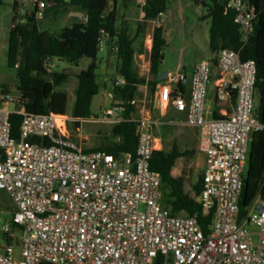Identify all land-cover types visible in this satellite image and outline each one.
<instances>
[{
  "label": "built area",
  "instance_id": "obj_1",
  "mask_svg": "<svg viewBox=\"0 0 264 264\" xmlns=\"http://www.w3.org/2000/svg\"><path fill=\"white\" fill-rule=\"evenodd\" d=\"M9 1L19 21L35 12L40 22L57 0ZM139 3L144 18L147 0ZM226 8L236 11L235 23L247 41L255 30L251 1L230 0ZM147 39L151 51L154 32ZM107 49L118 61L117 47L102 30L99 50ZM217 60V74L212 60L195 66L189 98L177 72L167 74L159 92L164 110L173 105L187 114L188 126L200 129L206 166L198 200L206 213L213 211L209 235L196 215L174 216L164 208L161 177L151 168L154 153L164 150L155 133L162 122L146 113L127 119L126 105L137 109L136 98L85 120L54 111L31 114L18 107L17 91H0V190L15 205L1 228L0 264H264V201L257 199L240 218L252 135L264 129L256 115L257 64L231 48L220 50ZM212 79L219 103L234 100L221 119L206 116ZM125 84L123 76L116 78V86ZM13 114L22 117L19 138L13 136ZM127 121L137 125L135 158H117L81 138L84 124Z\"/></svg>",
  "mask_w": 264,
  "mask_h": 264
},
{
  "label": "trees",
  "instance_id": "obj_2",
  "mask_svg": "<svg viewBox=\"0 0 264 264\" xmlns=\"http://www.w3.org/2000/svg\"><path fill=\"white\" fill-rule=\"evenodd\" d=\"M5 0H0V5ZM120 1L127 8L134 0H57V3H68L71 7L81 8L86 16L83 22H73L57 33L44 31L36 18L35 12L23 16L11 30L8 41V66L16 71L19 83L16 91L20 95L18 107L24 108L34 115H45L51 111L64 113L56 108L65 107L68 96L59 90L69 79L66 71L51 68L54 61L68 63L78 67L80 61L89 59L91 62L78 75L75 103L71 117L76 119L95 118L92 112V103L99 95L104 84L100 80L98 70L104 58L99 54V38L104 30L106 37L114 42L118 52L117 77L126 79L124 86L113 87L116 100L132 101L139 95L140 86L148 83L151 94L155 93L159 83L160 66L164 59V50L167 46L164 26L154 29L153 47L150 51L151 79H143L135 66L136 55L143 53L142 43H138L140 35H144L146 25L167 11L168 0H147L144 7L145 16L142 22L137 23L134 36L130 32L129 24L119 14ZM255 14L254 33L246 41L238 24L235 23L236 11L226 8L227 4L219 0H200L206 8L207 14L203 18H210V49L215 55L212 60L214 68L218 65L217 55L224 48L240 51L242 60H254L257 64L256 83V115L264 124V0H250ZM116 77V78H117ZM184 91V84L179 83ZM0 91H12L7 85H0ZM213 117L221 119L218 101ZM234 104V100L230 101ZM231 111V109H229ZM136 113V108L126 105L125 117L130 119ZM13 136L19 138L22 117L13 114L11 117ZM121 140L106 146L105 152L121 157L130 153L135 158L137 154V125L127 121L115 127ZM38 141V139H32ZM194 154L191 150L182 151L179 145L174 144L170 151H156L151 160V168L161 177L163 191L162 204L174 216L196 215L206 235L210 233L213 220V211L206 213L199 196L203 190V174L199 177L193 190L188 191L187 180L183 176H175L174 169L177 161ZM259 199L264 201V129L252 135L246 170L243 176V191L240 198L241 219H243L251 205ZM0 214V235H1ZM14 231L16 225L13 226ZM19 238V237H18ZM19 244V239H18Z\"/></svg>",
  "mask_w": 264,
  "mask_h": 264
},
{
  "label": "rangeland",
  "instance_id": "obj_3",
  "mask_svg": "<svg viewBox=\"0 0 264 264\" xmlns=\"http://www.w3.org/2000/svg\"><path fill=\"white\" fill-rule=\"evenodd\" d=\"M139 0H134L129 8L122 6L120 1L119 14L123 20L129 23L130 32L132 36L136 34L137 23L142 22L141 8ZM72 10H75L73 16ZM207 14L206 8L200 3V0H168L167 11L160 16L157 21L164 26L165 38L167 46L164 50V60L160 66V76H163L161 82H165L168 73H176V65L182 61L189 69L202 58L205 54L211 56L210 49V18H203ZM85 12L81 8L71 7L68 3H57V5H49L47 9V16L44 21L40 22V27L44 31L57 33L63 28L69 26L73 22H81L85 20ZM14 11L12 3L5 0L0 5V85H7L15 92L19 83L16 71L10 69L8 66V41L10 32L13 29ZM73 18V20H71ZM153 29V23L149 22L145 27L144 35H140L138 43H142L144 55H139L138 59L141 61L138 67L142 78H151L150 69L148 65L149 59V42L147 34ZM147 49V50H146ZM100 58H104L100 64L98 73L100 80L104 84L102 92L95 96L92 103V112L94 117L101 116L106 109L115 105L118 100L113 94L114 81L117 73V60L107 57V52H101ZM107 60L105 61V58ZM111 59V60H110ZM89 59L80 61L78 67L72 66L68 63L54 61L53 70L66 71L69 74L67 82L59 88L60 91L65 92L68 96V102L65 107L56 108L59 112H64L65 115L71 117L73 105L75 103L76 89L78 87V73L86 69L90 64ZM115 65V66H113ZM190 75V74H189ZM190 79V76H188ZM109 86V88H107ZM214 79L209 84V92L207 96V109L214 112L217 108L215 100ZM138 97L139 101L144 100L145 113L151 116L156 121H161L169 126L156 127L158 137L164 142V148L167 151L172 149L174 144H179L180 149L192 147L190 136L184 132V128L178 125L175 121H182L183 115L175 110L172 105L169 106L167 114H163L161 107H156V98L152 95L150 89L147 93L144 91ZM142 104V105H141ZM138 104L137 109L141 114L143 102ZM61 113V112H60ZM87 131L93 132L91 142L94 146L106 147L115 145L117 141L115 135H108V125L100 123H88L85 125ZM118 137V136H117ZM120 138V135H119ZM187 142V144H186ZM205 156L194 154L193 156L184 157L180 159L174 169L175 176H183L187 180V190L192 191V186L197 183L199 177L204 173ZM15 211V205L9 196L3 190H0V214H1V228L2 225L12 219ZM17 253H19V246L16 245Z\"/></svg>",
  "mask_w": 264,
  "mask_h": 264
},
{
  "label": "crops",
  "instance_id": "obj_4",
  "mask_svg": "<svg viewBox=\"0 0 264 264\" xmlns=\"http://www.w3.org/2000/svg\"><path fill=\"white\" fill-rule=\"evenodd\" d=\"M221 3H223V4H228L229 2H230V0H219ZM49 5H57V3L56 2H50L49 4H48V6H47V9H48V7H49ZM131 5V4H130ZM129 5V6H130ZM140 5V4H139ZM127 8H129V7H127ZM140 8H141V6H140ZM47 9H46V11H45V18H46V16H47ZM13 11H14V18H13V22H12V24H13V29L16 27V25L19 23V15L17 14V12H15V10L13 9ZM72 14H73V16L75 15V10H72ZM141 18V20H143V16H142V9H141V16H140ZM45 18L43 19V20H41V21H44L45 20ZM71 20H73V18H71ZM40 21V22H41ZM85 21V20H84ZM76 22H78V21H76ZM81 22H83V21H81ZM152 23H153V29L150 31V32H148V33H151V32H154V29L156 28V27H159V26H161L162 24L161 23H159L157 20H154V21H151ZM150 22V23H151ZM128 23V22H127ZM157 23V24H156ZM129 24V23H128ZM148 35V34H147ZM147 50V49H146ZM148 51V53H149V59H148V65H149V69H150V67H151V61H150V51L149 50H147ZM142 54H144V53H142ZM142 54H138V55H136V58H135V66H136V69H137V71H138V73H139V75L141 76V73L139 72V69H138V67H140V65H141V61H139V55H142ZM110 55H111V52H110V50L108 51V49H107V57H110ZM144 55H142V57H143ZM107 57L105 58V61L107 60ZM214 57H215V55L212 53V55L211 56H209V55H207V54H205L202 58H200V59H198V61L191 67V69H189L182 61H179L178 63H177V67H176V72L177 73H179L180 74V77H181V81H182V83L184 84V92H185V94H186V98H189V93H190V79H188V76H190V78H191V76H192V73H193V71H194V68H195V66L199 63V62H201V61H206V60H213L214 59ZM111 59H114L113 57H111ZM110 59V60H111ZM164 60V59H163ZM118 63V62H117ZM113 66H115V65H113ZM117 67H118V64H117ZM214 73L215 74H217V67H215V69H214ZM190 74V75H189ZM116 77H117V75H116ZM158 78H159V83L157 84V87H156V90H155V93H154V96H155V98H156V102H155V105L154 106H156V107H161V105L159 104V92H160V89H161V87L165 84V82H166V79H165V82H161V79L163 78V76H160V74H159V76H158ZM116 79V78H115ZM143 79H145L146 81H149L151 78L150 77H147V78H143ZM107 88H109V86L107 87ZM148 90H149V86H148V83H146V84H144V85H142V86H140V88H139V95H138V97L142 94L141 92L142 91H144L145 93H147L148 92ZM103 93V92H102ZM138 97L136 98L137 100H138ZM139 101V100H138ZM143 102V107H142V110H141V113H145V109H144V100L143 101H139V104H141ZM142 105V104H141ZM233 105L234 104H231L230 102H226V103H218V106H219V113L221 114V115H223V113L221 112L222 111V109L224 108V109H227V111H229V112H231L232 110H233ZM172 107H173V105H172ZM162 108V107H161ZM174 108V107H173ZM163 109V114L165 115V114H167V110H164V108H162ZM229 109H231V111L229 110ZM137 111H136V113H140V112H138V109H136ZM181 115H183L184 117H183V119H182V121H175V122H177L178 123V125H180L181 127H183L184 128V132L185 133H187V135L188 136H190V142H191V144H192V147H186L185 149H181L182 151H185V150H191V151H193L194 152V154H197L198 152L200 153V154H202L200 151H199V142H200V129L199 128H192V127H190V126H188L187 125V114L186 113H181V112H179ZM213 114H214V112H211L210 111V109L208 110H206V116H207V118L208 119H212V118H214L213 117ZM100 115H102V114H100ZM149 115V114H148ZM85 125L86 124H84L83 125V134H82V136H81V138H83V140L85 141V143H86V146H88V147H99V146H94V144H93V142H91V137H92V135H93V132L91 133L90 131H87L86 130V128H85ZM159 127H166V126H169L168 124H165V123H163L162 122V124L161 125H158ZM158 126H156V127H158ZM115 127L116 126H110V125H108V132H110V134H108V135H115L114 136V138L116 137V139H117V141H120L121 140V136H120V138H119V134H117L116 133V131H115ZM113 132V133H112ZM112 133V134H111ZM155 133H156V135L158 136V132H157V129L155 128ZM118 136V137H117ZM160 138V137H159ZM162 140V139H161ZM163 141V140H162ZM180 144V143H179ZM178 144V145H179ZM186 144H187V142H186ZM163 145H164V142H163ZM193 154V155H194ZM192 155V156H193ZM204 155V154H203ZM205 156V155H204ZM186 157H188V156H186ZM184 157H182V158H180V159H183ZM179 159V160H180ZM178 160V161H179ZM178 161H177V163H178ZM177 165V164H176ZM204 166H206V158H205V165ZM204 170H205V167H204ZM174 173V172H173Z\"/></svg>",
  "mask_w": 264,
  "mask_h": 264
},
{
  "label": "water",
  "instance_id": "obj_5",
  "mask_svg": "<svg viewBox=\"0 0 264 264\" xmlns=\"http://www.w3.org/2000/svg\"><path fill=\"white\" fill-rule=\"evenodd\" d=\"M257 208H258L259 210H261L262 205H261V204H258V205H257Z\"/></svg>",
  "mask_w": 264,
  "mask_h": 264
},
{
  "label": "bare ground",
  "instance_id": "obj_6",
  "mask_svg": "<svg viewBox=\"0 0 264 264\" xmlns=\"http://www.w3.org/2000/svg\"><path fill=\"white\" fill-rule=\"evenodd\" d=\"M64 131H66V130H64Z\"/></svg>",
  "mask_w": 264,
  "mask_h": 264
}]
</instances>
